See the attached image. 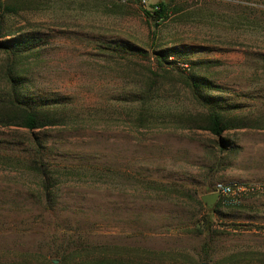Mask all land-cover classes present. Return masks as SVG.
Here are the masks:
<instances>
[{
    "label": "rangeland",
    "instance_id": "1",
    "mask_svg": "<svg viewBox=\"0 0 264 264\" xmlns=\"http://www.w3.org/2000/svg\"><path fill=\"white\" fill-rule=\"evenodd\" d=\"M152 1L174 11L157 27L114 0H0L17 9L0 10V43L25 49L0 50V99L14 62L23 97L67 116L0 126V264H264V191L197 203L216 183L264 185V0ZM179 72L249 125L223 152L189 126L203 109ZM35 144L47 181L22 163Z\"/></svg>",
    "mask_w": 264,
    "mask_h": 264
},
{
    "label": "trees",
    "instance_id": "2",
    "mask_svg": "<svg viewBox=\"0 0 264 264\" xmlns=\"http://www.w3.org/2000/svg\"><path fill=\"white\" fill-rule=\"evenodd\" d=\"M157 7L158 10L153 12H144L147 21L154 27L159 26L161 22L168 19L174 12L171 9L170 4L165 2L158 3ZM1 9H3V14L17 13V9L9 7L7 3H0V10ZM0 18H2V16H0ZM9 35L10 34L8 32H3L0 22V38ZM23 47L24 45L21 44L4 45L0 43V50L14 60L25 53V49ZM156 61L159 65H162L166 59H164L163 56H158ZM15 65L16 64L13 62L11 66L7 67L5 73L8 92L5 98L0 99V126H14L22 128L32 134L36 130L63 124L67 116L61 113L58 109L48 107L44 104L30 102L28 99L23 97L22 89L24 87V83L16 74L17 71ZM178 74L183 79L185 86L190 90L196 103L203 109V112L197 114V116L189 121V126L192 129L206 131L212 136L218 138V146L220 147V151L223 152L225 150V146H223V141L220 139L222 134L229 130L245 128L249 125L243 119L230 118L227 114H224L219 108H217V106L213 103V100L203 93L202 89L204 88V82L199 81L196 75L185 74L182 72H179ZM39 147L42 146L36 145V149L34 153H32L31 158L22 160V163L27 170L47 181V179L55 174H58V172L50 170V166L43 161V156L40 154L41 152H39ZM220 165L221 162L220 159H218L214 166L215 170H217V166L219 167ZM46 187L47 185L45 184V188ZM197 203L202 205L199 200H197ZM221 205L222 204L218 201L215 208L209 211V214L216 213L221 208ZM204 225V231L207 233L211 232L212 226L210 222L204 221ZM145 253L153 255V253L146 251Z\"/></svg>",
    "mask_w": 264,
    "mask_h": 264
},
{
    "label": "built area",
    "instance_id": "3",
    "mask_svg": "<svg viewBox=\"0 0 264 264\" xmlns=\"http://www.w3.org/2000/svg\"><path fill=\"white\" fill-rule=\"evenodd\" d=\"M122 5H132L141 8L144 12H153L158 10L157 3L152 0H114ZM264 185L260 183L253 184H225L216 183L210 193L218 195V201L222 205H234L240 202L243 198L262 193ZM217 201V202H218Z\"/></svg>",
    "mask_w": 264,
    "mask_h": 264
},
{
    "label": "water",
    "instance_id": "4",
    "mask_svg": "<svg viewBox=\"0 0 264 264\" xmlns=\"http://www.w3.org/2000/svg\"><path fill=\"white\" fill-rule=\"evenodd\" d=\"M200 201L206 206L207 210H212L218 201V195L215 193L205 194L200 197Z\"/></svg>",
    "mask_w": 264,
    "mask_h": 264
}]
</instances>
